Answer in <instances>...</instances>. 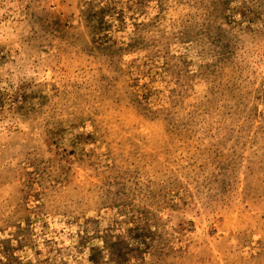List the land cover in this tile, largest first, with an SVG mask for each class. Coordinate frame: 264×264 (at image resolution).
I'll return each mask as SVG.
<instances>
[{"label": "rangeland", "instance_id": "obj_1", "mask_svg": "<svg viewBox=\"0 0 264 264\" xmlns=\"http://www.w3.org/2000/svg\"><path fill=\"white\" fill-rule=\"evenodd\" d=\"M0 264H264V0H0Z\"/></svg>", "mask_w": 264, "mask_h": 264}]
</instances>
